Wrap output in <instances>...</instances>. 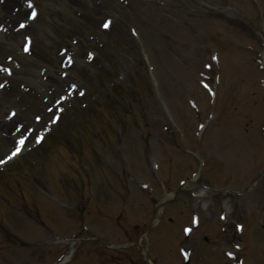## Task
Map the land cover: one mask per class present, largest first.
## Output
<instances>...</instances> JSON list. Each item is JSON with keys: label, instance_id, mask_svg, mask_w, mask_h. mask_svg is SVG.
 <instances>
[{"label": "rangeland", "instance_id": "1", "mask_svg": "<svg viewBox=\"0 0 264 264\" xmlns=\"http://www.w3.org/2000/svg\"><path fill=\"white\" fill-rule=\"evenodd\" d=\"M34 1L42 14L44 11L42 19L29 34L33 37L39 61L49 65L50 58L67 42L75 47L74 41H81L78 45L82 47L86 40L97 34L103 35L105 49L92 70L91 80H83L74 74L52 97L48 88L40 90L37 98H33L31 91L24 97L31 103L27 122L30 126L34 117L45 113L47 107L66 92L70 83L87 90V97L77 100L74 107L66 111L46 148L30 152V146L25 152L26 160L0 167V258H7L9 262L17 259L16 264L55 263L68 250L67 246L51 243V233H55L61 239L75 236L80 239L75 245L79 254L74 264H99V260L102 264H139L135 263L138 256L134 249L109 251L88 239L91 234H96L107 246L126 236L138 237L149 223L151 211L160 198L156 193L162 189L154 180L141 181L147 183L157 196L153 200L140 183L129 182L130 173L146 176L148 174L142 172L147 171L156 178L161 172L166 189H177L179 181L185 178L176 174L178 168L182 169L183 162L177 147L180 143L184 146L199 144L195 141L198 119L189 110L190 97H196L199 102L202 119L212 110L216 115L208 129L210 132L200 142L202 157H205L202 145L205 153L214 143L220 145L221 151L231 147L242 149V166L235 167L236 154L229 152L226 156L230 163L225 171L215 173L207 167L213 174L211 179L216 180L204 183L234 192L252 186L258 172L264 170L261 140L264 89L260 87L264 73L256 66L257 56L264 52V0H260V5L253 0H79L72 6L65 0ZM218 7L227 10L218 11ZM27 14L28 11L22 20ZM109 17L115 18L116 26L109 33L103 32L101 24ZM57 39L62 42L60 45H56ZM21 42L17 45L19 53ZM88 50L82 48L79 55L84 58ZM214 53H218L221 65H224L225 76L221 78L215 109L209 107V99L200 87L203 74L215 76L214 66L210 72L205 69L206 63L212 64ZM7 57L11 55L5 54L4 62ZM55 70L41 76L43 81L48 82L55 76ZM233 77L237 82L227 86V81ZM28 85L40 88L42 84L34 77L30 82H20L19 92L22 88L29 90ZM45 99L49 100L47 104ZM20 103L0 104V116L5 119L10 109L19 111V107L23 108ZM84 104H89L87 111ZM167 107L179 127L177 133L172 130L174 125L168 118ZM164 127H171V132L165 131ZM216 129L218 133L209 138ZM56 143H64L77 153V171L68 163L70 157L66 151L51 150ZM12 146L0 141V160ZM153 158L155 161L150 160ZM154 162L159 165L160 172H153ZM169 164L173 167V176L168 172ZM16 165L17 171H14ZM82 165L86 173L78 172ZM99 165L112 169L109 170L114 177L112 190L106 180H100ZM161 166L166 170L162 171ZM87 175L92 180L90 185ZM86 186L84 198L81 189ZM195 191L198 187L186 190L175 201L176 205L168 206L173 209L166 207L165 214L168 209L173 211L178 223L171 228L168 220H164L153 234L158 243L156 255L159 261L182 264L178 244L184 240L182 230L190 224L192 214L198 213L202 217L197 235L186 240L187 246L194 249L205 232L217 233L213 229L215 223L219 229L223 227L220 213L225 212L228 223H241L244 229L248 228L244 237L249 249L247 264H264V232L256 227L258 223L264 225V179L260 187L246 196L223 192L197 199L191 196ZM93 192L95 196L92 197ZM196 193L199 195L200 192ZM122 201L127 202L124 212ZM82 224L88 234L81 232ZM133 227H137L136 232ZM214 241L211 237L210 244H202L196 264H222L218 252L230 248L213 249ZM24 247H31L28 256L40 254L43 259L35 261L23 256ZM50 248L54 250L49 253Z\"/></svg>", "mask_w": 264, "mask_h": 264}, {"label": "bare ground", "instance_id": "2", "mask_svg": "<svg viewBox=\"0 0 264 264\" xmlns=\"http://www.w3.org/2000/svg\"><path fill=\"white\" fill-rule=\"evenodd\" d=\"M20 1L21 0H8V4L7 5L0 7V23L5 25V27L9 28L10 25H12V23L14 22V19L10 16L11 4L14 3V2H20ZM66 1L68 3H71V2L75 3L76 2V0H66ZM23 13H24V11L21 12V15H23ZM22 34H23V32L16 33L13 29L9 30V32L3 36V40L6 39L5 42L7 43V46L6 45H2V46L7 48V50H8V46L9 47H13L14 43H15V45L18 43V38H20V36ZM57 60H58V58L55 57L54 61L56 62ZM83 69H85V66L83 67ZM85 74H87V73H85ZM61 82H62L61 79L55 78V80H54V83L56 85H61ZM21 118H22V116H21ZM14 122H15V120L10 122V123H8L5 120H3V121L0 120V132H6V133L9 134L8 135V139H7L8 142H10L11 139H12V134H11L12 130L11 129H12V126H13ZM71 253H72V251L69 253V255H67L65 257V262L66 263L70 260Z\"/></svg>", "mask_w": 264, "mask_h": 264}, {"label": "snow or ice", "instance_id": "3", "mask_svg": "<svg viewBox=\"0 0 264 264\" xmlns=\"http://www.w3.org/2000/svg\"><path fill=\"white\" fill-rule=\"evenodd\" d=\"M29 7H32L31 3H29ZM35 17H36V12L33 11V12L31 13V18H32V19H35ZM110 24H111V21H106V22L103 24V27H104L105 29H107V28H109ZM21 27H24V25H21ZM24 50H25V51H28L29 49H28V47H25ZM69 61H71V58H69ZM0 86H2V85H0ZM73 87H74V86H73ZM37 119H39V117H37ZM40 139H42V138H41V137H37V142H39ZM23 143H24V140H21V141H20V144H23ZM19 150H20V149H17L16 152H13V153H12V155H13V156L16 155V153L19 152Z\"/></svg>", "mask_w": 264, "mask_h": 264}]
</instances>
